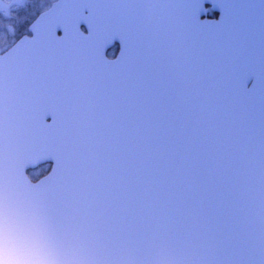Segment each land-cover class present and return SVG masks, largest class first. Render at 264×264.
<instances>
[{
  "label": "snow or ice",
  "instance_id": "6c2138e0",
  "mask_svg": "<svg viewBox=\"0 0 264 264\" xmlns=\"http://www.w3.org/2000/svg\"><path fill=\"white\" fill-rule=\"evenodd\" d=\"M0 264H264V0H0Z\"/></svg>",
  "mask_w": 264,
  "mask_h": 264
},
{
  "label": "rangeland",
  "instance_id": "374dc122",
  "mask_svg": "<svg viewBox=\"0 0 264 264\" xmlns=\"http://www.w3.org/2000/svg\"><path fill=\"white\" fill-rule=\"evenodd\" d=\"M30 4L34 3L35 0H29ZM16 19V27L18 30L25 25L34 15H36V7H24L22 9H18L15 13Z\"/></svg>",
  "mask_w": 264,
  "mask_h": 264
},
{
  "label": "flooded vegetation",
  "instance_id": "af4514ba",
  "mask_svg": "<svg viewBox=\"0 0 264 264\" xmlns=\"http://www.w3.org/2000/svg\"><path fill=\"white\" fill-rule=\"evenodd\" d=\"M218 17H219V14H217V13L214 16L213 15H208V14L206 16V18H208V19H217ZM18 31H19L18 34H21V35H27V34L30 35V33H28V31H29L28 28H26L23 32H20V30H18ZM116 51H117V49L115 47L109 49V52H108L109 58H111V56L115 55ZM47 168H48L47 164L44 165L43 167L34 168L28 173V175L30 177H41V173L45 172L47 170Z\"/></svg>",
  "mask_w": 264,
  "mask_h": 264
},
{
  "label": "water",
  "instance_id": "95a60500",
  "mask_svg": "<svg viewBox=\"0 0 264 264\" xmlns=\"http://www.w3.org/2000/svg\"><path fill=\"white\" fill-rule=\"evenodd\" d=\"M217 14H219L218 13V10H217ZM206 16H207V14H205L203 17H202V19L205 21V22H209V21H212V22H214L215 20H218L219 18H220V14H219V17L217 18V19H208V18H206ZM30 27H31V24L29 25V28L28 29H30ZM50 122V121H49ZM34 169V168H33Z\"/></svg>",
  "mask_w": 264,
  "mask_h": 264
},
{
  "label": "trees",
  "instance_id": "16d2710c",
  "mask_svg": "<svg viewBox=\"0 0 264 264\" xmlns=\"http://www.w3.org/2000/svg\"><path fill=\"white\" fill-rule=\"evenodd\" d=\"M35 16V15H34ZM32 21V18L25 24V25H23L21 28H20V32H23L26 28H27V26H28V24L30 23Z\"/></svg>",
  "mask_w": 264,
  "mask_h": 264
}]
</instances>
